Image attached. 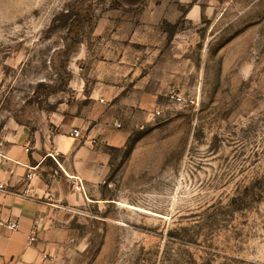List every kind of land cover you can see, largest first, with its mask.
<instances>
[{
	"label": "rangeland",
	"instance_id": "1",
	"mask_svg": "<svg viewBox=\"0 0 264 264\" xmlns=\"http://www.w3.org/2000/svg\"><path fill=\"white\" fill-rule=\"evenodd\" d=\"M122 59L160 92L117 109L71 264H264V0H0V132L102 112Z\"/></svg>",
	"mask_w": 264,
	"mask_h": 264
},
{
	"label": "crops",
	"instance_id": "2",
	"mask_svg": "<svg viewBox=\"0 0 264 264\" xmlns=\"http://www.w3.org/2000/svg\"><path fill=\"white\" fill-rule=\"evenodd\" d=\"M200 12L196 1L187 16L196 20ZM123 60L105 70V82L93 90L105 96L102 112H55L49 117L53 133L48 121L34 130L14 122L0 132V181L7 185L0 191V264H71L85 250L78 224L108 173V148L125 145L130 136L129 129L114 127L116 111H132L138 104L146 108L141 97L136 102L133 96L160 92L152 71L135 77L134 67ZM70 126L80 130L78 136L70 135ZM76 177L83 190L76 188ZM9 221H17L18 228H9Z\"/></svg>",
	"mask_w": 264,
	"mask_h": 264
},
{
	"label": "built area",
	"instance_id": "3",
	"mask_svg": "<svg viewBox=\"0 0 264 264\" xmlns=\"http://www.w3.org/2000/svg\"><path fill=\"white\" fill-rule=\"evenodd\" d=\"M169 98L171 100H173V101H182V98L183 97L180 94H178L176 91L175 92L172 91L170 93V95H169ZM79 132H80V130L77 129V128L72 129L71 130V135L78 136L79 135ZM50 154H51V156L53 158H55L58 155V152L53 150ZM31 176H32V174L29 173L28 174V177L30 178ZM75 179H77L76 181H78V186L76 188L77 189H80V190H83V185H82L81 179H79L77 177ZM6 189H7V185L4 182L0 181V191H5ZM8 227L11 228V229H13V230L14 229H17L18 228V222L17 221H9L8 222ZM35 232H36L35 230H32L31 238H30L31 240H34L35 239Z\"/></svg>",
	"mask_w": 264,
	"mask_h": 264
},
{
	"label": "bare ground",
	"instance_id": "4",
	"mask_svg": "<svg viewBox=\"0 0 264 264\" xmlns=\"http://www.w3.org/2000/svg\"><path fill=\"white\" fill-rule=\"evenodd\" d=\"M37 234V233H36Z\"/></svg>",
	"mask_w": 264,
	"mask_h": 264
}]
</instances>
